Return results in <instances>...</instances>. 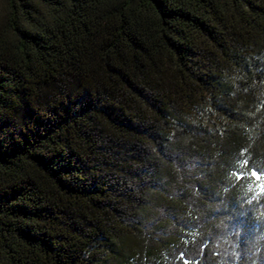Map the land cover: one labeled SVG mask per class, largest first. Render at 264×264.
<instances>
[{
	"label": "trees",
	"instance_id": "16d2710c",
	"mask_svg": "<svg viewBox=\"0 0 264 264\" xmlns=\"http://www.w3.org/2000/svg\"><path fill=\"white\" fill-rule=\"evenodd\" d=\"M194 251L264 264V0H0V264Z\"/></svg>",
	"mask_w": 264,
	"mask_h": 264
},
{
	"label": "rangeland",
	"instance_id": "374dc122",
	"mask_svg": "<svg viewBox=\"0 0 264 264\" xmlns=\"http://www.w3.org/2000/svg\"><path fill=\"white\" fill-rule=\"evenodd\" d=\"M189 184L192 186L194 183L190 182ZM215 243H216V245L213 244L212 247H214L215 250H218L219 244L216 242V240H215ZM208 244L211 246V240H210V243L208 242ZM231 244H232V240L229 241V245H231ZM201 248H202V246H201ZM232 248H233V246L231 245L230 246V249H231L230 250L231 251L230 256L234 254V253H232V250H233ZM206 260L207 259L205 258V255H203L202 251H194V252L184 254V259H182L181 262H183V264H208V262Z\"/></svg>",
	"mask_w": 264,
	"mask_h": 264
},
{
	"label": "snow or ice",
	"instance_id": "6c2138e0",
	"mask_svg": "<svg viewBox=\"0 0 264 264\" xmlns=\"http://www.w3.org/2000/svg\"><path fill=\"white\" fill-rule=\"evenodd\" d=\"M243 164H244V165H247V161L245 160V161L243 162ZM251 175H253V176H257L256 171L253 170L252 173H251ZM257 178H259V177L257 176Z\"/></svg>",
	"mask_w": 264,
	"mask_h": 264
}]
</instances>
